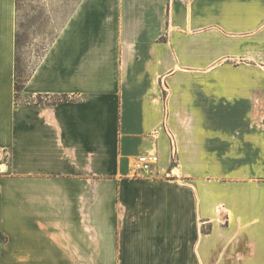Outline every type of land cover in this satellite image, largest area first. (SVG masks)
Instances as JSON below:
<instances>
[{
  "label": "crops",
  "instance_id": "obj_1",
  "mask_svg": "<svg viewBox=\"0 0 264 264\" xmlns=\"http://www.w3.org/2000/svg\"><path fill=\"white\" fill-rule=\"evenodd\" d=\"M17 7L0 0V264H264V0H75L19 96Z\"/></svg>",
  "mask_w": 264,
  "mask_h": 264
},
{
  "label": "rangeland",
  "instance_id": "obj_2",
  "mask_svg": "<svg viewBox=\"0 0 264 264\" xmlns=\"http://www.w3.org/2000/svg\"><path fill=\"white\" fill-rule=\"evenodd\" d=\"M75 0H18L17 7V38H18V57H17V71L20 79H24L28 76L32 68L34 67L36 61L43 53L45 47L50 43L55 35L56 31L59 29L63 16L68 12V10L73 6ZM223 63L220 60L216 63V68L214 69V76L216 78L226 77H238V70H225L223 69ZM186 71V70H185ZM183 71V72H185ZM193 75L203 76L208 75L207 70H196ZM190 73V74H191ZM210 75V74H209ZM216 88H220L222 91V85H216ZM219 91V92H220ZM218 92V91H216ZM221 94V93H220ZM19 96V91H18ZM224 96H220L223 98ZM224 99V98H223ZM40 100V99H39ZM258 108L264 109V101L255 102ZM220 104H223V101ZM253 105V107H254ZM251 120H255L256 116L249 117ZM218 119V118H216ZM234 119V118H232ZM236 122L240 118H235ZM264 120V117L260 118ZM238 124L235 123V127ZM216 126L221 128V124H216ZM233 127V126H232ZM234 127V128H235ZM217 128V127H216ZM237 129V127L235 128ZM174 151H172V164H171V175H176L177 171L174 168L176 166ZM157 162V161H156ZM155 164V163H154ZM237 165L231 166V172H237ZM154 168V165L153 167ZM5 170V169H3ZM2 171V170H1ZM152 171V169H151ZM210 175L214 187L223 186L226 176H223V166L215 164L210 166ZM232 188L238 186L239 178H230ZM218 221L223 222L222 216L219 215ZM5 243V242H4ZM4 245V244H3Z\"/></svg>",
  "mask_w": 264,
  "mask_h": 264
},
{
  "label": "built area",
  "instance_id": "obj_3",
  "mask_svg": "<svg viewBox=\"0 0 264 264\" xmlns=\"http://www.w3.org/2000/svg\"><path fill=\"white\" fill-rule=\"evenodd\" d=\"M157 157L155 154L150 155H139L134 161H133V173L134 175H139L143 172H149L151 171L154 163H156ZM5 163L6 161L0 162V171L5 169ZM5 242V239L0 235V247L3 246Z\"/></svg>",
  "mask_w": 264,
  "mask_h": 264
},
{
  "label": "trees",
  "instance_id": "obj_4",
  "mask_svg": "<svg viewBox=\"0 0 264 264\" xmlns=\"http://www.w3.org/2000/svg\"><path fill=\"white\" fill-rule=\"evenodd\" d=\"M16 1H17V4H18V0H16ZM16 46L18 47L17 34H16ZM28 76H26L24 79H20V77L18 76L17 65H16V71H15V88H16V91H19L23 87V85H24V83H25V81H26ZM39 99H37L36 102H39L40 101Z\"/></svg>",
  "mask_w": 264,
  "mask_h": 264
}]
</instances>
